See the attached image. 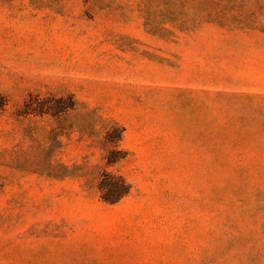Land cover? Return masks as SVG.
<instances>
[{
	"label": "rangeland",
	"instance_id": "1",
	"mask_svg": "<svg viewBox=\"0 0 264 264\" xmlns=\"http://www.w3.org/2000/svg\"><path fill=\"white\" fill-rule=\"evenodd\" d=\"M0 264H264V0H0Z\"/></svg>",
	"mask_w": 264,
	"mask_h": 264
},
{
	"label": "trees",
	"instance_id": "2",
	"mask_svg": "<svg viewBox=\"0 0 264 264\" xmlns=\"http://www.w3.org/2000/svg\"><path fill=\"white\" fill-rule=\"evenodd\" d=\"M30 104V103H29ZM28 104V105H29ZM40 105H42V108H44V105L41 103ZM44 111H51L52 108H48V109H43ZM42 111V112H44ZM54 114V111H51ZM106 178L102 179L101 183H100V188L102 191H104V189H110V190H114V188H117V181H119V179H116L115 177L111 176L110 174L106 173L105 174ZM109 180H108V179ZM121 181V180H120ZM122 185L125 184L124 181L122 180ZM108 193H103L102 198L106 201V202H115L116 200L113 199L112 197H108L110 195H107Z\"/></svg>",
	"mask_w": 264,
	"mask_h": 264
}]
</instances>
